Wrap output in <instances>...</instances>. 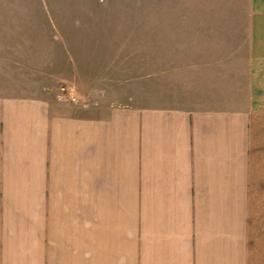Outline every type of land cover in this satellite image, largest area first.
<instances>
[{
  "label": "crops",
  "instance_id": "1",
  "mask_svg": "<svg viewBox=\"0 0 264 264\" xmlns=\"http://www.w3.org/2000/svg\"><path fill=\"white\" fill-rule=\"evenodd\" d=\"M252 4L247 45L190 47L157 92L114 66L87 84L90 106L0 94V264H264Z\"/></svg>",
  "mask_w": 264,
  "mask_h": 264
},
{
  "label": "rangeland",
  "instance_id": "2",
  "mask_svg": "<svg viewBox=\"0 0 264 264\" xmlns=\"http://www.w3.org/2000/svg\"><path fill=\"white\" fill-rule=\"evenodd\" d=\"M259 10L252 0H0V94L53 92L90 106L87 84L114 66L122 70L113 77L143 73L148 92H157V73L199 56L190 47L247 45ZM258 75L263 93L264 71ZM173 79L165 77L163 91Z\"/></svg>",
  "mask_w": 264,
  "mask_h": 264
},
{
  "label": "built area",
  "instance_id": "3",
  "mask_svg": "<svg viewBox=\"0 0 264 264\" xmlns=\"http://www.w3.org/2000/svg\"><path fill=\"white\" fill-rule=\"evenodd\" d=\"M71 98H72V100H73V101H75V100H76V98H75V97H71Z\"/></svg>",
  "mask_w": 264,
  "mask_h": 264
}]
</instances>
